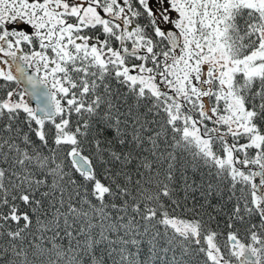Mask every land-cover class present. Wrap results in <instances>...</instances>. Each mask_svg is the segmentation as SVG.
<instances>
[{"label": "snow or ice", "instance_id": "6c2138e0", "mask_svg": "<svg viewBox=\"0 0 264 264\" xmlns=\"http://www.w3.org/2000/svg\"><path fill=\"white\" fill-rule=\"evenodd\" d=\"M0 264H264V0H0Z\"/></svg>", "mask_w": 264, "mask_h": 264}]
</instances>
